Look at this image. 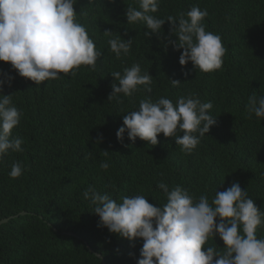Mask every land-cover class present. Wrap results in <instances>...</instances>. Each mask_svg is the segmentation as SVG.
Segmentation results:
<instances>
[{"label":"trees","instance_id":"1","mask_svg":"<svg viewBox=\"0 0 264 264\" xmlns=\"http://www.w3.org/2000/svg\"><path fill=\"white\" fill-rule=\"evenodd\" d=\"M128 5L138 8L135 0H78L74 6L77 14L86 13L77 19L102 53L95 71L81 66L75 77L61 74L63 79L36 86L0 62V73L13 77L11 87L0 94L14 93L22 117L13 134L24 140V151L0 164V221L8 219L0 225V264H99L98 252L100 264H136L143 241L130 243L98 225L92 205L82 196L89 185L117 200L144 195L149 203L162 205L165 200L156 187L161 181L196 196L207 194L210 201L216 189L239 182L264 210V120L249 119L247 111L252 92L264 95V0H161L154 14L159 18L186 13L195 5L207 9L206 28L219 34L226 48L222 68L211 73L196 71L191 63L182 68V50H165L155 36H144L143 24H127ZM106 30L111 37L103 34ZM162 33L161 40L169 34L167 21ZM116 35L133 39L129 55L119 60L108 45ZM137 62L153 78L151 93L108 102L110 74ZM171 80L182 84L173 87ZM190 93L211 101L210 113L217 117L191 155L163 134L155 146L139 138L128 141L126 134L123 143L117 141L123 115L138 110L146 95L175 104ZM16 161L27 171L11 179ZM105 161L110 165L106 171L100 168ZM257 235L264 237V229ZM214 243L223 247L218 237ZM207 246L214 245L209 241Z\"/></svg>","mask_w":264,"mask_h":264},{"label":"clouds","instance_id":"2","mask_svg":"<svg viewBox=\"0 0 264 264\" xmlns=\"http://www.w3.org/2000/svg\"><path fill=\"white\" fill-rule=\"evenodd\" d=\"M77 2L0 0V62L10 65L19 77L36 86L63 79L61 74L75 77L81 66H90L89 70L95 71L102 53L77 19L78 15H86L77 14L74 9ZM135 3L138 8L128 5L125 10L127 24H143L144 36H155L165 50L168 47L182 50L178 59L182 68L189 63L202 73L222 68L226 48L221 36L206 28L207 9L195 5L186 13L159 18L154 14L161 0H135ZM166 21L169 34L161 40ZM103 34L111 37L112 32L106 30ZM132 40H124L120 35L108 40L117 60L129 55ZM110 76L113 83L108 102L122 103V97L134 98L140 91H152L153 78L149 70L142 71L139 62ZM12 80L8 74L0 73V90L11 87ZM170 83L173 87L182 84L179 80ZM13 94H0V164L9 155L24 151V140L13 134L22 117ZM212 108L211 101L202 102L194 93L180 96L175 104L166 97L153 101L146 95L139 100L138 110L123 115V126L116 131V139L123 143L126 134L128 141L139 138L155 146L158 135L163 134L172 138L181 152L191 155L217 123V117L210 113ZM247 111L249 119L255 117L259 123L264 120V95L252 92L247 98ZM102 141L99 135L97 143ZM102 152L105 157L109 154ZM109 167L106 161L100 164L102 170ZM26 171L24 164L13 162L9 177L17 179ZM156 187L164 197L162 205L149 203L144 195L117 200L93 185L82 196L92 205V214L99 218L100 227L130 243L143 241L136 264H264V237L257 235L258 229H264V210L257 208L239 182H233L224 191L216 189L211 201L207 194L196 196L181 185L170 187L161 181ZM217 237L222 248L214 243ZM209 241L214 246H207ZM97 256L100 264L102 254L98 252Z\"/></svg>","mask_w":264,"mask_h":264},{"label":"water","instance_id":"3","mask_svg":"<svg viewBox=\"0 0 264 264\" xmlns=\"http://www.w3.org/2000/svg\"><path fill=\"white\" fill-rule=\"evenodd\" d=\"M7 221H8V219H4V220L0 221V225L3 223H6Z\"/></svg>","mask_w":264,"mask_h":264}]
</instances>
